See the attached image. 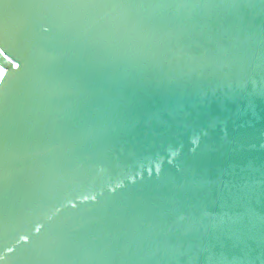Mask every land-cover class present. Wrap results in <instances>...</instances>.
Listing matches in <instances>:
<instances>
[{"label": "water", "instance_id": "water-1", "mask_svg": "<svg viewBox=\"0 0 264 264\" xmlns=\"http://www.w3.org/2000/svg\"><path fill=\"white\" fill-rule=\"evenodd\" d=\"M0 264H264V0H0Z\"/></svg>", "mask_w": 264, "mask_h": 264}, {"label": "built area", "instance_id": "built-area-1", "mask_svg": "<svg viewBox=\"0 0 264 264\" xmlns=\"http://www.w3.org/2000/svg\"><path fill=\"white\" fill-rule=\"evenodd\" d=\"M0 74H1V75L3 74V69H0Z\"/></svg>", "mask_w": 264, "mask_h": 264}]
</instances>
